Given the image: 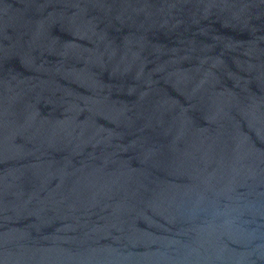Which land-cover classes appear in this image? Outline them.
Wrapping results in <instances>:
<instances>
[{
	"label": "water",
	"instance_id": "95a60500",
	"mask_svg": "<svg viewBox=\"0 0 264 264\" xmlns=\"http://www.w3.org/2000/svg\"><path fill=\"white\" fill-rule=\"evenodd\" d=\"M0 264H264V0H0Z\"/></svg>",
	"mask_w": 264,
	"mask_h": 264
}]
</instances>
